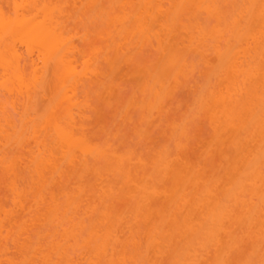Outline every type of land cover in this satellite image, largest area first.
Returning a JSON list of instances; mask_svg holds the SVG:
<instances>
[{
	"label": "rangeland",
	"instance_id": "obj_1",
	"mask_svg": "<svg viewBox=\"0 0 264 264\" xmlns=\"http://www.w3.org/2000/svg\"><path fill=\"white\" fill-rule=\"evenodd\" d=\"M18 1L20 2L21 0ZM36 1H38L37 3L39 5L41 4V6L51 4L55 7L57 5L60 7L62 5V7L60 8H63L65 11L63 10L64 14L61 16L63 17L61 21L62 23L65 22L64 26L66 25V28L64 29L67 31L66 33L70 34V38L72 37L73 41L75 40L74 42L77 46L76 48L77 53L74 58L75 61H77L76 65L79 67L78 69L81 70L80 71L81 73L82 72L85 73L86 71L89 70L90 71L94 70L91 69L92 67L96 68L95 69L96 71L98 69L97 71L99 72L98 75L97 76L95 75V77L93 76V80H91L90 84L88 83V85L86 84L85 86L79 89L78 100L80 102V108L78 109L80 110H78L77 108L75 109V111H77L75 112L76 116L78 117L77 119L82 118V120H84L81 121V123L79 122L78 124L79 126L77 127L76 130H78L79 128L81 130L83 129L82 132H85L89 144L92 141L91 144H93V147L94 144L95 145L97 144L98 147L101 146V148L106 151L115 150L116 152L119 153V155L121 154V156H125L124 158H122V160L125 159L124 160L125 164L129 165V163L132 161L131 164H134L136 169L138 167L139 168L143 167L141 166L142 163L139 162L141 160V162H143V165L144 163L146 164L144 166H146L147 171H150L149 169L152 168V166L150 165H152V163H154L157 160L160 154L161 155L168 154L169 156L167 155V157L170 156L174 157V158L171 157L174 159V160L171 159L172 162L173 161L175 162V163L171 162L172 164L171 167L173 171L177 169L179 170L180 168L182 169L184 167H188V168L192 167L193 169L196 167L195 170L201 173L200 175L202 179L208 180L209 177L212 176L210 180L211 181L215 180V182L216 181L219 182L218 183L219 187L220 186L222 187V185L224 186V184H226L227 179H229L228 178L229 176H227L226 173L229 174V171L234 161L237 159V154H236L237 151L234 150V146L232 145V142L229 141L230 139L227 135H223L224 137H222L221 140H219L220 138L219 135L218 134L216 135L217 130L215 129L216 127L214 128L215 125L212 121V114H211L212 110L209 103L211 102L210 97L212 96V93H216V92L218 93V91L223 88V87L221 88L220 86H223L224 84L222 83H224L225 81L224 79L225 75L224 76L221 75L222 78L219 77L218 75H220L221 72L219 74L218 70L216 69L218 67L217 64H219L218 61L219 59L217 58L216 55L217 51H215L214 49V45H216L217 42L216 41L215 43L213 42L214 38H212L213 37L212 35L214 34L213 28L214 30L215 28H217L216 27L217 26L216 24H218L217 20H215L208 13H205V11L203 12L202 10L200 11L199 9L193 7L194 5L191 0L189 1L188 0H154L155 3L153 4L162 2L160 3V5L162 6L164 5V7L163 8L161 7L163 10L160 13H163L165 16L155 11L157 14L160 15H157L158 21L156 20L155 22H152V24L151 23L148 24V25L150 24L152 25L150 26L151 27L150 31L152 32L153 29V32L152 33L148 32L147 35L146 34L147 30L145 33L141 30L142 27L138 19L139 13L140 12L143 13V10L141 8L142 7L141 4L143 2L142 0H60L58 2L62 3L61 5L57 4L56 2L57 0H36ZM12 2L10 0L8 3L3 2L1 4L3 8L6 10V13H10L11 16H14L15 15L13 11L14 5H12ZM54 3L56 5H54ZM64 4L66 7L63 6ZM157 5L158 4L154 5V7L156 8ZM237 5H238L237 0L236 1L224 0L223 2H220L222 11L223 12L224 10L228 11L226 12V14L227 13L230 14L231 10L233 11L231 13H234V10L237 7ZM175 9H177V11H174L170 14V12ZM164 11H167L166 14L164 13ZM175 12L176 15L174 14ZM173 14L175 16H173ZM166 16H169V18L170 16H172L174 18V20L172 17L171 19L168 18V21L169 20L172 21L170 25L167 24L169 27L168 32L171 31V28H173V31H171V33L167 35H166L167 32L165 33V31L163 30V25L166 24L167 22ZM230 16H232V14H230ZM159 26H161V28ZM158 28H160L163 31L164 34L162 35L167 36V37H163L161 35V37L163 38L162 44L161 41H159L158 38L156 37L157 36L156 32L159 33L160 30V29L158 30ZM203 29H205L204 32L207 31L209 34H203L202 32ZM199 31L202 32V35L199 34ZM145 34L150 37H147ZM226 34L228 35V33ZM193 35L195 36L194 38H198L197 41L196 39L193 38V40L195 41L192 42ZM204 35L205 37L209 35L207 40L202 39ZM164 38L166 39L165 43L163 42L165 41ZM199 38L201 39L199 40ZM159 39L161 40V38ZM222 40L226 41V38ZM223 41L222 43L226 44V42ZM191 42L192 44L193 43L194 44L192 45ZM162 45H164L165 49ZM169 52L172 53L174 52V55L176 56V57L174 56L175 63L173 62L171 63V65L170 64L167 65L166 64L167 61H165L164 59L166 58L167 54H169ZM49 65L48 66L50 68L48 67V70L46 71L47 73L45 72L46 73L45 76L47 77V78L45 77L46 84L43 83L44 88L43 87L40 88L42 86L41 85L36 90L37 94L34 92L36 94V95L34 94L35 95L34 98L36 97L35 98L36 100L34 101L36 102H32L29 104L32 107L26 106L28 105V102L25 99L22 100V102L19 101V103H17V106L15 105L16 110H14V107H12L11 103L9 102L13 101L15 98L12 99V97L9 94H7L4 88H2L0 85V89H1L0 101H2V103L5 102V104L3 105L5 108L3 107V111L0 110L1 111L0 114L4 112L7 115H11L9 116L10 119L9 118L8 119L10 121H13V123L11 124H13V127L14 125L16 127L13 128L11 127L12 125L11 126L9 125L10 123L8 124L7 121H3L4 124L3 123L2 124L5 127H2L1 129L2 131H0L1 137L4 138L6 135L7 138L9 137L8 141L11 140V142H9V144L1 143L0 148L1 147L3 148H1L2 152L1 151L0 152L4 154V152L6 151L5 155L7 156L9 154L7 156L9 160L11 159L12 161H14L13 164L16 165L15 166L16 168L19 167L17 171L18 175L17 173L16 175H14L15 174L14 168H13L14 171L12 173L11 171H7L9 169H6V167L2 163L0 164V208H2L0 210V217L2 219L1 218L0 219L2 221L3 218L8 217L7 218L8 220L5 219V221L3 220L4 223H2L6 226L5 222L7 220L8 227L6 228L4 226L6 228V229L4 228L5 229L4 231L2 227V232L4 236L2 234V236L0 237V249H1L0 252L3 253L2 250L8 252L6 253L7 255L5 254L6 256H4L3 254L4 260L6 259L3 262V264H7V263L9 264V262L11 264L12 259L15 262L14 263L12 261L13 264H23L24 260L30 259V257H32V260L30 259L31 262H29L28 264H35L36 262H39V264H42V262L43 264H48L49 261L48 257L46 262V260H43L44 258L42 257V254L39 252L41 251V249L47 252L48 250L50 251L51 260L64 261L67 257L64 258V256L63 257L59 256V254L57 257V255L54 254L57 251V249L56 250L54 249L56 247V244L57 247L62 246L64 249H66L69 256L70 257L73 256L72 257L73 260L94 259L92 258L93 254L91 253V251L84 247L85 244L80 242L79 240L78 241L75 240L76 238L74 235L76 233L72 235L74 237H72L69 234H67L68 235L67 237L66 234L64 235L65 232H62L63 228L60 227H63V225H65L67 229H72L73 222L66 221V224L65 222L63 223V225L58 224L60 227H58V225L56 224L48 225L47 222H46L47 224H45L44 222L46 221L44 218H46L50 212L48 208H52V205L50 207L45 206L47 204L49 205L50 202L52 203V201H48V202L46 201L48 199L52 200L50 194L54 192L55 193L54 197H57L58 194V198L56 199L54 198V200L58 199L59 205L56 204V202L55 204L58 205V207H60L63 211L64 209L61 206H65L66 203L68 204V202L65 201L68 197V196L66 197V195L69 194L71 197L74 195V193H76L75 195H77L78 185L80 187H84L82 188L84 189L82 191L83 192L86 191L87 193L82 192L83 194L80 197L82 199L81 200L82 202L79 200L80 198L77 200L79 201V204H81L80 205L81 210L79 207L78 212L72 213L71 216H73L74 221L76 220L74 224L77 223L79 217L81 218V221L83 220V218L87 217L88 224L91 222L90 225L93 223L90 220L94 219L93 221H95V218H98L96 220L97 222L96 224H98L99 227L96 229L100 231V234L103 231L107 233L108 231H110L112 226L114 229V230L112 229V231H115L117 233V234L113 233L112 236L114 239V240L112 239L113 241H115V239H118L120 245L117 242V246H121V247H117L119 248V250H116L117 254L119 255L123 254V256L127 260L147 261L146 259H148L147 261L148 264H152V262L154 261L152 259H155L154 262H156L158 259L156 260L157 257H154L153 252L152 254H150L151 252L150 251L147 252L148 250H146L147 249L146 239L147 236L149 235L148 231L150 229V224H151L150 222L156 224L157 221L158 226L160 227L162 226V228L164 229L166 228L169 229L170 227L169 223L171 221L168 222L169 220L167 219L170 218L171 220L172 218L171 215L174 213L176 217L182 218L183 213L186 212L184 210L183 211L178 210L180 212L177 213L178 211H176L177 210L176 208L174 209L172 202L170 203V199L166 198L167 193H168L167 196H169L172 190H174V186H173L174 182L173 183L169 182L170 179L168 181L167 176L165 175L159 176L161 179V180L159 179L161 183H158L159 184L158 185L156 181V186L158 185L159 187H161L159 188L157 186L159 189L161 190L163 189V191L167 190L168 192L165 195L160 194L162 195V196L159 195L160 199L159 196H157L156 199H158V204L156 199L152 200L151 202H147L148 204V205L146 204L147 208L144 202H142L141 198L139 197L136 188L134 189L136 185L135 183H139L142 180L141 178H143L142 177L143 170L140 171L139 169L137 171L138 173L141 174V175L138 174V176L133 174L135 172L134 171L131 174L130 178H128V180L124 177L125 175H115L114 177V174L112 175L110 173L112 171L108 172L107 164L105 162H102L101 159H99V161L98 160L96 161L97 158L94 159V162H97L96 165H94L95 163L92 162L93 167H91V169L89 170L90 172L85 171L83 174H81V176L78 175L80 178L75 176L76 173L79 171L78 169L76 170L70 169V167L69 168L67 167L68 165H66L65 160L64 162L62 161V164L65 166L64 169L68 171L67 173L69 172L70 173L67 174L68 176L65 175L64 177L60 178L61 180L57 179L56 183L51 182V184H53L50 185L51 187L53 186V188L50 187L51 191L50 190H48L47 192L46 190L44 191L43 190L44 187L41 188V186L38 183H37L38 185L35 184L37 181H33V179L35 178L32 177L34 176L33 175L34 167L32 166V170L29 171V167L31 169V166H29L30 162L32 161L31 158L35 157L37 154H41L39 153L41 150L43 151V153L45 152L44 155L46 154L47 156L50 153L52 155L59 154L58 157L62 159L61 156L63 155V154L60 155L61 151H59L58 149L52 148L54 144L52 145L51 143L52 138L50 137L49 134V132L51 131L50 130L51 125L47 127L46 122L44 120L45 118H43L47 116L49 112V109H46L48 108V105L51 104L50 107L51 106L55 107L56 104H58L59 97L61 94L59 90L61 89V86L63 87L64 85L61 82V76L59 75L60 71L58 70L59 71L58 73L57 69H53L54 66L52 63ZM181 65L186 66V69L185 68L183 69ZM26 70H27L26 73H28L29 76L30 74L28 71H31L32 69L30 67H27ZM1 73L2 72L0 71V77H1L0 81L3 80ZM90 75L88 74V77ZM162 84L164 91L163 88L162 90H160L159 88V86ZM151 90L154 92V94L155 92L158 91L160 93V96L163 95L162 99H160L161 100L160 102L157 101V99H159L160 96L156 97L155 95L152 94ZM205 98H207V102L204 101ZM156 102H158V104L159 103L161 104L157 105ZM205 103H208L209 105L208 104L205 105ZM9 106H11L13 109ZM158 107H160V109ZM61 108L60 107L57 108L58 113H60V115H58V117H60L59 119H61V117L63 116L61 114L63 109ZM5 109L6 111H4ZM81 109L86 110V114L80 116L79 112L81 111ZM8 112L11 114H8ZM27 112L30 115H26L28 114ZM24 115L27 117H25ZM41 117L43 119H41ZM24 119L26 121H24ZM43 121L45 124L43 123ZM30 122L32 124L35 122L36 126L34 124L33 126H35L36 128L38 127L37 131H39L40 133L42 132L41 134L39 133L40 135L37 133L36 134L37 137L34 135L35 138L31 134L32 124ZM189 123L194 127L193 135L188 136L186 134V131L184 133L185 135L179 134L180 132L178 131L179 127L183 125L185 128L184 130H186V125H188ZM24 124H26V126ZM39 126H40V130L41 128H43V130L40 131ZM141 126L147 127L150 130L148 139L144 140L143 142L135 139V130L137 127H141ZM8 128L10 129L9 132L7 131ZM14 129L17 130L16 134H15L16 130ZM18 132H20L21 135L22 133H24L23 134L24 140L23 137L19 134L22 137V139L20 137L19 142H16L17 141L16 139L19 136ZM48 134L49 136H47ZM12 137H14L13 140ZM36 138L38 139V141L41 138V140L39 141L41 143H39V145L37 143L38 141L37 140H36L37 142L35 141ZM21 147L22 149H20ZM46 151L49 154H47ZM5 155L3 156L6 159L7 157ZM89 155L90 154H88L87 156ZM92 155H90L91 158L94 157ZM90 156H89V160L93 161V159H91ZM134 165L131 166L133 167ZM197 167L200 171L197 169ZM127 168L128 167H126V169ZM143 168L145 169V167ZM105 170L107 171V175ZM29 173H31V175ZM149 174L151 175L150 172ZM100 175L103 176H101L100 178ZM139 175L141 176V178L139 177ZM213 176L214 178L217 179H214ZM201 180H200L201 183L202 182L206 183V181L204 180L201 181ZM49 181H51V179ZM14 186H17V190L19 187H21L20 189H23L22 190L23 192L20 191L22 192L20 196L15 197V192H13L12 190ZM54 186L55 188L58 186L57 189H54ZM39 187L41 188V190H39ZM221 187L220 188L216 187V188L217 190H220L222 189ZM34 188H36V190ZM48 188L49 187L47 186L46 189ZM105 190L106 191L108 190V193L106 194H109L110 192L108 197L107 195L100 196L104 194V193L102 194L103 191L106 192ZM37 191H41V194L44 193L43 194L44 198L42 197V199H44L43 200L44 202L41 201L42 203H39V207L37 206L38 204H36L37 203L36 200L37 197H39L38 195H40V192ZM63 191L66 192L67 194H65ZM48 192L50 194H48ZM80 195L81 194H79V196ZM13 197L15 198L13 199ZM16 198L18 200L22 199V202L20 200L19 201L23 206H25V209H21V207H18L19 205L13 204L14 203L13 200L19 202L17 201ZM72 198H74L75 200L76 196H73ZM39 199L40 198H38V202L42 200ZM167 202H169V204ZM139 204L143 206L140 207ZM84 208H86L87 211H84L85 210ZM140 208H143L144 210ZM43 209H45V211ZM47 209L49 210V212L47 211ZM82 209L84 212L82 211ZM141 210L142 212L140 213ZM145 210L152 211V212L147 211L148 214L151 213L150 214L151 219L148 223L144 221L140 223L143 220L141 214ZM104 212L105 214L108 213V215L110 216L109 217L107 215L109 218L106 217V219L107 218L111 219L110 221L107 219L111 224L108 223L107 220H105V215H103ZM158 212L160 213L159 215L157 214ZM83 213H85V215H83ZM43 215L45 216L44 218ZM153 216L155 217L153 218ZM117 217H119V220L117 219ZM139 217H141L142 219L141 221ZM160 218L162 219L161 223L162 222L164 223L166 221L164 224L165 226L159 223L160 221H158V219L160 220ZM114 219L115 220L117 219L119 223L117 220L115 221ZM80 225L81 222L77 223L78 228L76 229H79ZM54 226L60 228L58 229L59 233L55 232L57 229H55ZM67 226H69V228ZM92 227L93 226H91L90 228ZM21 228L22 229L24 228L25 230L24 229L22 230ZM53 228L55 231H53ZM238 228L240 229V226ZM260 228H258V226L257 227L254 226V228H250V230L246 228L247 231L246 229L236 230L238 232H236V235L234 233V235L236 237L237 235L239 236L236 239L237 240L236 244L232 247V249L229 250L226 246V244H228V237L225 238V236L227 235L223 233L224 236L222 235L223 238L221 237V241H220L223 244H221L220 246H216V248L214 247L215 249L212 248V246L214 245L211 246L210 250L209 247L208 250L209 252L210 251L211 252L210 253L208 252L207 254L205 253L203 255L205 257L202 258L200 264H216L217 258L218 256H220L221 253L218 252L220 251L218 247L221 248V246L223 248L226 247V249L224 248L225 252L222 251V256L225 257L224 260L229 261L230 264H251V262H254V264H261V261H264V257H263L264 237L263 236L261 237L263 233H262V229ZM165 231L166 230H164V232ZM103 233L101 235H103ZM139 233L141 234L139 235ZM6 235H9V237ZM65 236L67 237V239L65 238ZM5 238L6 239L8 238L7 241L4 240ZM16 238H18V240ZM12 239H14L17 243L20 244L21 242H24L23 246H26L25 247L26 249L21 247V245H17ZM55 239L57 242H54ZM91 240L89 239V243ZM132 240H135L134 242H137L138 245L139 244L141 245L137 247L138 250L137 254H136L137 250H135L136 248L133 249ZM51 241H53L52 244L51 243L49 244V242ZM14 244L17 245L18 247L15 246ZM29 245L30 246L32 245L31 246L32 249H30L31 247H29ZM34 245H37L39 247L43 246V248L35 251V249H37L36 248L37 246L35 247ZM19 246L20 248H23L22 250L25 253L20 250ZM143 247L145 248L144 250ZM27 248L29 250H27ZM175 248L177 247L174 245H171L168 248L166 247L165 250L168 249V252L165 251L164 253L165 255L162 256L163 258L160 255H158L159 256L158 258H160L161 260L159 259V261H157L156 263L153 262V264H157V263L164 264V262H168V264H172V262L176 259ZM76 249H78L79 252L78 250L76 251ZM111 249H109V251ZM27 251H30L31 253L29 254ZM139 251L141 254L139 253ZM21 252L23 254H21ZM111 252L112 251L109 252V255L107 253V256H109L110 258L106 257L105 254H104L105 257L104 255L102 257L100 256L99 257L108 261H113L111 260V258L113 259L115 255L117 256V254L114 253L115 251H113V256H110ZM27 255L30 257H28ZM140 255H144V257L143 256L140 257ZM147 255L149 256V258L147 257ZM121 257L119 256V258ZM7 258L10 259L8 260Z\"/></svg>",
	"mask_w": 264,
	"mask_h": 264
},
{
	"label": "bare ground",
	"instance_id": "obj_2",
	"mask_svg": "<svg viewBox=\"0 0 264 264\" xmlns=\"http://www.w3.org/2000/svg\"><path fill=\"white\" fill-rule=\"evenodd\" d=\"M5 1L6 0H4V1L0 0V71L2 72L1 76L3 78V80L0 81V85L2 88H4L5 92H7V94H9L12 97V99L15 98L13 101H11V102L8 101V102L11 103V106L14 107V110H16L15 107L17 106V103H19V101L22 102V100L26 99L28 102V105H26V106H30L29 105L30 103L36 102V101H34V100H36L35 99L36 97L34 98V96L37 94L36 90L41 85L42 86L40 88H42V87L44 88L43 83L46 82V80H45V77H46L45 75L47 73L46 71L48 70V67L50 66L49 64H51V63L54 66L53 69H57V71L58 70L60 71V73H59V71H58V73L61 76V82L64 84L63 87L61 86V89L59 90V92H61V94L59 97L58 104H56L55 107L54 106L50 107L51 104L48 105V108H46V109H49L47 116H45V117H43L44 115L42 116L43 118H45L44 120L46 122L47 127L51 125V129H50L51 131L49 132V134H50V137L53 139V140L51 139L52 145L54 144L52 148L58 149L59 151H61L60 155L63 154L61 156L62 159L60 157H58L59 154H57V155L53 154L52 155L50 153L51 154L50 155L49 153H47V151H46V153L49 155L48 156L46 154L44 155L45 152L43 153L42 150L39 153H41L43 155L37 154L38 156L36 155L35 157H33L34 160H33V158H31L32 161L29 164V166H31V169L29 167V171L32 170V166H33L34 167L33 168V171H34L33 175L34 176H32V177L33 178L35 177L33 179V181H37L35 184L38 183L41 186V188L44 187L43 190L44 191L46 190V192L48 190L51 191L50 185H53V184H51V182L56 183L57 179L61 180L60 178H62L65 175L70 173V172L67 173L68 171L64 169L65 166L62 164V161L64 162V160H65V163H66V165H68L67 166L68 168L70 167V169H75V170L78 169L79 170L77 172L78 174L75 172L76 173L75 176L79 177L85 171H89L91 169V167H93L92 162H94V159L97 158L96 161L97 160L99 161V159H101L102 162H105L107 164L108 172L112 171L110 173L112 175L114 174V177H115V175H125L124 177L128 180V178H130L131 174L134 171L135 172L133 174L138 176V174H140V173H138L137 171L139 169H140V171L143 170L142 171V177L144 179L141 178V176H140L141 174H140L139 177L143 181L140 179L141 181L140 182L138 181L139 183H135L136 185H135L134 189L136 188V191H137L139 197L141 198L142 202H144V204L146 206L147 202H151L152 200L156 199L157 196H159L160 194L165 195L168 192L167 190L163 191V189L162 190L159 189L161 187L158 186L159 185L158 183H161V181H160L161 179L159 176H161V175L167 176L168 181L170 179L169 182H172V183L174 182L173 183L174 190H172V192L170 193L169 196H167L168 195V193H167L166 198L170 199V203L172 202L174 209L175 208L177 209L176 211H178V210L183 211L184 210L186 212L183 213L182 218L176 217L175 213L172 214L171 217L173 219L172 218H171V220H170V218L167 219V220H169L168 222L171 221L169 223V226H170L169 229L168 228L164 229V228H162V226L161 227L158 226L157 221H156V224L150 222L151 223L150 229L148 231L149 235L147 236V239H146L147 247L146 246L145 247L147 248L146 250H148L147 252H149V251L151 252L150 254H152V252H153L154 257H157L156 260L158 259L157 261H159V259H160V258H158L159 257L158 255H160L162 257L163 255H165L164 254L165 251L168 252V249L165 250L166 247L168 248L169 246L174 245L177 247V248H175V250H176V252H175V258L176 259L175 260L176 261L177 260L182 261V262H184V264H200V262L202 261V258L205 257L203 255L205 253L207 254L209 252L212 245H214V246H212V248H214V247L216 248V246H220L221 244H223L220 241H221L222 235L224 236V234L227 235V236H225V238L228 237V244H226L228 250L232 249V247L236 244L237 237L239 236V235H237V237L235 236L236 232H238L236 230H243V229L245 230L246 228L248 230H250V228H254V226H256V227L258 226V228L261 227L260 229H262L263 235H261V237L262 236L264 237V172H262V168H264V0H237L238 5L235 8V10L233 9L234 13H231L233 11L229 10L230 14H232V16H230L229 13L226 14V12H228V11H226V10H224V12L222 11V8L220 6V2H223L224 0L223 1L222 0H191L193 2V5H194L193 7L199 9L200 11L201 10L203 12L205 11V13H208L215 20H217V23H218V24H216L217 28H215V30L213 28L214 34L213 35L211 34L213 36V37L212 36L211 37L214 38V40H213L214 43H215V41L217 42L216 45H214V44L213 45H214L215 51H217L216 52L217 58L219 59L218 60L219 64H217L218 67L216 66L217 67L216 69L218 70V73L220 74V72H221V74L218 76L221 77V75L222 76L225 75L224 76L225 81L223 80L224 83H222V84H224V85L220 86L221 88L222 87L223 88L221 90H219L218 93L217 92L212 93V96L210 97L211 100L209 99L211 102H209V103H210V107L212 110L211 114H212V121L215 125L214 128L216 127L215 129L217 130L216 135L217 134L219 135V137H220V138L218 137L219 140H221V138L224 137L223 135H227L230 139L229 141H231L232 145L234 146V150L237 151L236 152L237 159L234 161L232 167L230 166L231 169L229 171V174L226 173V175L229 176L228 177L229 179H227V182H226V184H224V186L223 185H222V187L220 186L222 188V189H220L221 191L217 190V188H220L218 186L219 182H217V181L215 182V180L211 181L210 179L212 176L209 177L208 180L202 179V177L200 175L201 173L198 172L197 170H195L196 169L195 166H194L195 167L194 169L192 167H190V168L184 167L182 169L180 168L181 170L180 169L178 170L177 168H175L177 170L173 171V169L171 167V165H172L171 159H173L174 157L173 156L167 157L168 154H163L164 157H163V155L160 154L158 157L159 159L157 158V160L154 163H152V165H150V166H152V168L151 169L148 168L150 171H147L146 166H144L146 164L144 163V165H143V162H141V160L139 162L142 163L141 166L145 167V169L143 167L142 168L138 167L136 169L135 165L131 164L132 159L130 160L131 162L129 163V165L130 164L134 165L133 167L131 165L129 166L128 164H125L124 163L125 159L122 160V158H124L125 156H121V154L119 155V153L116 152L115 150H113L114 152L113 151H106V150L102 149L101 146L98 147L97 144L96 145L94 144V147H93V144H91L92 141L89 144V141H88L87 136L85 135V132H82L83 129L81 130L79 128L80 131H79V129L76 130L77 127L79 126L78 125L79 122L81 123V121H84V120H82L81 117H80L81 119H77L78 117L76 116V113H75L77 111H75V109L80 108V102L78 100L79 89L81 87L85 86L86 84L88 85V83L90 84L91 80H93V76L94 77H95V75L97 76L99 72H97L98 69L96 71L95 70L96 68H94V67L91 68L94 70H91V71L89 70L90 72L86 71L85 73H83V72L81 73L80 72L81 70L78 69L79 67L76 65L77 61H75V58H74L76 53H77V51H76L77 46L74 42L75 40L73 41L72 37L70 38V34L66 33L67 31L64 29V28H66V25L64 26L65 22L62 23V21H61V19L63 18L61 16L64 14L63 13L64 9L60 8V7H62V5H61L62 3H59L58 1H60V0H57L56 1L57 4H60L61 6L59 7L57 5L58 7L57 6L55 7L51 4L41 6V4L39 5L37 3L38 1H36V0H21L20 2L18 0H11V2L14 1V2H12V5H14L13 11L15 14V15L13 14L14 16H11L10 13H6V10L3 8L2 4H1L3 2L8 3L10 0L6 1V2ZM142 1L143 2L141 4V6H142L141 8L143 10V13L142 12H140L141 14L139 13L138 19H139L141 27H142L141 30L144 33L147 30L146 34L148 35V32H150V33L153 32V29H152V32L150 31V29H151L150 26H152L151 25L152 22H155L157 20V15L163 14L160 12H162V10H163L162 8L164 7V5L163 6L160 5V3H162V2L156 3L159 6L157 5V7L155 8L154 5H156V4H153V3H155L154 0L153 1L152 0H142ZM234 1H236V0H234ZM55 3H54V5H56ZM63 3H64V1H63ZM183 4H185V3H183ZM63 6H65V4ZM179 7H180V5H179ZM31 8H33V9H31ZM155 11L160 13V14H157ZM174 11H177V9L171 11L170 14ZM33 12H35V13H33ZM166 12L167 11H164L165 14H166ZM11 13H13V12H11ZM174 14L176 15V12ZM174 14H173V16H175ZM166 17H167L166 20L168 21L169 16H166ZM171 17L172 16H170L169 19H171ZM227 17H229V18H227ZM158 18H159V16H158ZM166 20H165V22H166ZM173 20H174V18H173ZM149 23H151V24L148 25ZM173 25H174V23H173ZM159 27L161 28V26H159ZM172 27H174V26H172ZM160 28H158V30ZM143 29H145V30H143ZM163 30L165 31V33L167 32L166 33V35H167V34H170L171 31H173V28H171V31L168 32L169 27L167 24H164ZM198 30H200V29H198ZM204 30L205 29L202 30L203 34H209L207 31L204 32ZM202 32L199 31V34L202 35ZM159 33L156 32V35H157L156 37L158 38L159 41H161V44H162L163 38L161 37V35L164 33L161 29L159 30ZM226 33H228V35ZM229 34H230V36H229ZM226 35H227V37H226ZM162 36L167 37L164 35H162ZM147 37H150V36H147ZM194 37L195 36L193 35L192 40ZM204 37H205V35L202 37V39L207 40L209 35L206 36L205 38ZM159 38H161V40ZM225 38H226V41L225 40L224 41L226 42V44H223L222 39H225ZM194 39H196V41H197L198 38H194ZM200 39L201 38H199V40ZM164 40L165 41H163V42L165 43L166 39L164 38ZM194 41L195 40H193L192 42H194ZM192 42H191V44H192ZM162 46L164 47V45H162ZM164 49H165V47H164ZM169 54H167L166 58H164L165 61L168 62V63L166 62L167 65L168 64L171 65V63H173L175 60L174 59V56H175L174 52L173 53L169 52ZM175 66H176V64H175ZM27 67H30L32 69L31 71H28L30 74L29 76H28V73H26ZM182 67H183V69L184 68L186 69V66L183 65ZM179 69H180V67H179ZM217 70H215V71H217ZM88 74L89 75L91 74L90 76H92V77H90V76L88 77ZM216 74H217V72H216ZM158 78H159V76H158ZM163 84L159 86L160 90H162ZM0 91H1V89H0ZM163 91H164V88H163ZM152 94L155 95L156 97L160 96V93L158 91L155 92V94L152 91ZM210 94H209V96H210ZM162 96H160L161 98L159 97V99H157L156 97L155 98L157 99L158 102H160L161 101L160 99H162ZM204 101L207 102V98H205ZM204 101H203V103H204ZM158 102H156L157 105H160L161 103L158 104ZM9 103H8V105H9ZM4 104H5V102L2 103V101H0V110L1 111H3V107H4L3 105ZM207 104L208 103H205V105H207ZM11 106H9V107H11ZM30 107H32V106H30ZM58 107H60V108L63 107V108H61V109H63V111L61 113L63 116L61 117V119H59L60 117H58V115H60V113H58V111H57ZM158 108L160 109V107H158ZM27 109H28V107H27ZM82 109L80 112L78 111L80 116L86 114V110H82ZM78 110H80V109H78ZM4 111H6V109ZM4 114L7 115L4 112H2V114H0V117H1L0 118V131H2L1 130L2 127H5L3 125L4 124L3 121H7L8 124L10 123L9 125L10 126L12 125L11 127H13V124H11V123H13V121L9 120L10 119L9 116H11V115L5 116ZM8 114H11V113L8 112ZM26 115H30V114L28 113ZM25 117H27V116H25ZM42 117H41V119H43ZM13 118H14V115H13ZM25 119H24V121H26ZM41 119H40V121H41ZM61 120H64V121H61ZM43 123H44V121H43ZM33 124L35 125V122ZM33 124L31 125L32 126L31 127V131H32L31 134L33 136L34 135L36 136V134L37 133L39 134L40 132L37 131L38 127L36 128L35 127L36 125L33 126ZM24 125L26 126V124H24ZM14 127H15V125H14ZM184 129L185 128L183 125L181 127H179L178 131L181 132V133L179 132V134L183 135L186 131ZM9 130L10 129L8 128L7 131L9 132ZM14 130H16V129H14ZM39 130H40V126H39ZM41 130H43V128H41ZM3 133H4V131H3ZM16 133H17V130H16L15 134ZM19 134H20V132H18V135ZM23 134L24 133H22V135L21 134L20 135L23 137L24 136ZM25 134H26V132H25ZM49 134L47 136H49ZM20 135L17 137L16 142H19L20 137H21ZM26 136H27V134H26ZM35 136H34V138H35ZM3 137H4V134H3ZM22 137H21V139H22ZM6 138H7L6 135L4 138H2L1 132H0V144L1 143L9 144V142H11V140L8 141L9 137L7 139ZM13 138L14 137H12V140H13ZM10 139H11V137H10ZM5 140L8 142H6ZM23 140H24V137H23ZM36 140L38 141L37 138L35 139V141ZM40 140H41V138H40ZM39 141L37 142L38 145H39V143H41ZM44 142H45V140H44ZM227 142H228V140H227ZM223 143H225V142H223ZM7 144H6V146H7ZM27 146H28V144H27ZM55 146H57L58 148ZM22 147L20 149H22ZM1 148H3V147H1ZM1 148H0V151L2 152ZM54 149H52V150H54ZM5 152H4V154L1 153L2 156L6 154ZM1 154H0V164L2 163L6 167V169H9L7 171H11L12 173L15 169L14 175H16V173L18 175L17 171H18L19 167L16 168L15 167L16 165L13 164L14 161H12L11 159L9 160V158L7 157L9 154L7 156L5 155L7 157L6 159H8V160H6L4 158V156L2 157ZM88 154H90V155L93 154L92 156H94L95 158L94 157L91 158V156L89 155L90 158L93 159V161L89 160V156H87ZM55 156H57L60 159H58ZM171 157H173V158H171ZM10 161H12V162H10ZM9 162H10V164H9ZM33 162H34V165H33ZM94 163H95L94 165H96L97 162H94ZM12 165H13V167H12ZM180 165H181V163H180ZM177 166H178V164H177ZM126 167H128V168L126 169ZM197 169H198V167H197ZM227 170H229V169H227ZM93 171H95V170H93ZM113 171H114V173H113ZM144 171H147V172H144ZM149 172L151 173V175L149 174ZM29 174L31 175V173H29ZM100 174H102V173H100ZM144 174H145V176H144ZM106 175H107V171H106ZM101 176H103V175H100V178H101ZM49 178L51 179V181H49L50 180ZM54 178H56V179H54ZM213 178H214V176H213ZM214 179H217V178H214ZM200 180L201 181L204 180V181H206V183L205 182L201 183ZM156 181L158 184L157 186L159 188L156 186ZM208 181H209V183H208ZM15 183H17V182H15ZM47 186L49 187L48 189H46ZM55 186H54V189H57L58 186L56 188H55ZM79 187L80 186L78 185V187H77L78 192L75 191V192H77V195H75L76 193H74V195L72 194L73 196H76L75 200H74V198H72L73 196L71 197L69 194L66 195V197L67 196L68 197L65 201H67L68 204L66 203L65 206H61L64 209L63 211L60 207H58V205H59L58 199L54 200V198L55 199L58 198V194H57V197H54L55 196L54 192H52V194H50L48 192V194L51 195L52 200H49V199L46 200L45 199L47 202L52 201V203L50 202L49 205L47 204L45 206L50 207L52 205V208H53V209L48 208L50 210V212L47 209V211L49 212V215L46 218H44L45 216L43 215V218L46 220V221H44L45 224L48 223V225H50V224H54V225L55 224L56 225L62 224L63 225L64 222L66 224V221L67 222L68 221L73 222L72 229H67L65 225H63V227H60L58 225V227L63 228L62 229L63 231L62 230L61 231L65 232L64 235L66 234L67 237H68L67 234L72 236L76 233V230H77L76 228H78V226H79V225L77 226V223H80L79 220L81 221V218L79 217V220H77V223L74 224V222H76V220L74 221L73 216H71L73 212H78L81 204H79V201H77V200L82 196L83 193L86 192V191L85 192L82 191V190H84V189H82L84 187H80V188ZM20 188L21 187H19L18 190ZM41 188L39 187V190H41ZM51 188H53V186ZM34 189L36 190V188H34ZM12 190H13V192H15V197L20 196L21 193L23 192L22 191L23 189H20L18 192L17 186H14V188ZM37 190H38V188H37ZM20 191H22V192H20ZM53 191H55V190H53ZM37 192H40V195L37 194L39 197L36 196L37 197V200H36L37 203L36 204H38L37 206L39 207V203L44 202L43 201L44 199H42V197L44 198V196H43L44 193L41 194V191H37ZM64 193L67 194L66 192H64ZM78 193L81 195L79 196ZM106 193H108V190L106 192L103 191L102 192L103 195H100V196L107 195V197H108L110 192H109V194H106ZM13 195H14V193H13ZM160 196H162V195H160ZM160 196H159V199H160ZM15 197H13V199ZM38 198H40L42 200L39 199L40 201L38 202ZM254 199H257V200H254ZM19 200L17 199V201H19ZM79 200L81 201L82 199L80 198ZM156 200H157V204H158V199H156ZM20 201L22 202V199ZM20 201L16 202V200L15 201L13 200V202H14L13 204H17V205H19L18 207H21V209H25V206H23ZM145 201H146V203H145ZM225 201H227V203H225ZM55 202L58 205H56ZM167 203L169 204V202H167ZM61 204H62V202H61ZM139 205H140V207L143 206L141 204H139ZM40 206H41V204H40ZM146 208H147V206H146ZM1 209L2 208H0V210ZM84 209H85L84 211H87L86 208H84ZM140 209L144 210L143 208H140ZM225 209H227L228 215L224 218L223 222H220L218 217L220 216L221 212ZM43 210L45 211V209H43ZM80 210H81V207H80ZM142 210L140 211V213L142 212ZM82 211H83V209H82ZM145 211L141 214L142 216L139 214L141 217H143L142 218L143 220L141 219V217H139L140 221L142 220L140 223H142L143 221L148 223L151 219L150 218L151 213H149V214L147 213V211L150 212L151 210H147L146 212ZM180 211H178L177 213H179ZM171 212H172V210H171ZM44 214H45V212H44ZM86 214H87V212H86ZM143 214H144V216H143ZM157 214L159 215L160 213L158 212ZM83 215H85V213H83ZM103 215H105V220H107L110 217L108 215V213L105 214V212ZM5 217H6V215H5ZM97 217H99V216H97ZM106 217H108V218L106 219ZM154 217L155 216H153V218ZM7 218L8 217L3 218V220L5 221V219H7ZM12 218H14V217H12ZM161 218H163V217H161ZM161 218H160V220L158 219V221H160L159 222L160 224L164 225L166 221L164 223L163 222L161 223V221H162ZM1 219H0V224H1V226H0V237L3 234L2 227H3V231L8 227L7 226V220L8 219L5 222L6 226L4 224H2L4 222H3V220L1 221ZM97 219L98 218H95V221H93L94 219L90 220L93 223L95 222L94 224L92 223L90 225L91 222L88 224V228L93 226L91 228V229H93V231H91L89 233V239L91 240V238L92 239L95 238L97 240H101L103 242L101 245V247L103 249V253L106 255V257H109V256H107V253L109 255V252L112 251L111 252L112 255L110 254V256H113V251H115L114 253L117 254L116 250H119V248H117V247H121V246H117L118 239H115V241H113L114 239L112 236H113V233H116V232L112 231L113 226L111 225L112 228L110 227L111 228L110 231H108L107 233L103 231L104 233L102 232L103 235H101L102 233L100 234V231L98 229H96L99 227V225L96 224ZM117 219L119 220V217H117ZM9 220H10V218H9ZM108 220L110 221L111 219H108ZM13 221H15V220H13ZM109 221H108V223H110ZM152 221H153V219H152ZM55 222H57V223H55ZM168 222H167V224H168ZM8 223H10V222H8ZM118 223H119V221H118ZM113 224H115V223H113ZM96 225H98V226H96ZM83 226L85 227V225L81 223L80 228L84 229ZM116 226H118V225H116ZM140 226H141V224H140ZM140 226H139V228H140ZM239 226H240V229L238 228ZM58 227L54 226V228L57 230L55 231L53 228V231L59 233L58 229H60V228H58ZM67 227L69 228V226H67ZM242 227H245V228H242ZM231 228H232V230H231ZM247 229H246V231H247ZM164 230H166V231L164 232ZM209 230H215L216 231L217 236H216L215 240H210V239L206 238V234ZM98 231H99V233H98ZM167 231H168V233H167ZM46 233H45V235H46ZM234 233H235V235H234ZM140 234L141 233H139V235ZM41 235H42V233H41ZM3 236H4V234H3ZM6 236L9 237V235H6ZM66 236H65V238L67 239ZM74 236L76 238V234ZM74 236H72V237H74ZM51 237H53V236H51ZM7 239L5 238L4 240L7 241ZM16 239L18 240V238H16ZM12 240H14V239H12ZM75 240L78 241L77 239H75ZM134 241L135 240H132L133 249L136 248L135 250H137V247H139L141 245L140 244L138 245V243L134 242ZM14 242L17 245H21V247H23V248L26 247V246H23L24 242H21V244L17 243L15 240H14ZM52 242L53 241L49 242V244L50 243L52 244ZM54 242H57L56 239ZM142 242H143V240H142ZM6 244H4V245H6ZM17 245H15V246H17ZM119 245H120V243H119ZM31 246L29 245V247H31ZM34 246L36 247L37 245H34ZM19 248H20V246H19ZM23 248H20V250L22 252H24L22 250ZM36 248L37 249H35V251L43 248V246L42 247L37 246ZM208 248H209V250H208ZM218 248L220 250L218 252L219 253L221 252L220 256L222 258L220 256H218L217 261L224 260L225 257L222 256V251L225 252L224 248L226 249V247L223 248L221 246V248L220 247H218ZM30 249H32V247ZM54 249L55 250L57 249V251L55 253L53 252L54 254L57 255V257L59 254V256H62V257L64 256V258L67 257L65 260H67V259L73 260V258H72L73 256L70 257L69 254L67 253L66 249H64L62 246L57 247V244H56V247ZM109 249H111V250L109 251ZM138 249H140V248H138ZM144 249L145 248L143 247V250ZM27 250H29V249L27 248ZM77 250L78 249H76V251ZM122 250H124V249H122ZM0 251H1V249H0ZM41 251H39V252L42 254V257L44 258L43 260H46V262H47V257H48V259H49L48 264H49V262L53 261L50 258L51 253L49 250L47 252V251H45V250L43 251V249H41ZM69 251H71V250H69ZM2 252L3 253L0 252V264H3V262L6 260V259L4 260L3 257L7 255L6 253H8V252H5L3 250H2ZM22 252H21V254H23ZM27 252L29 254L31 253L30 251H27ZM78 252H79V250H78ZM137 252H138V250L136 251V254H137ZM143 252H146V251H143ZM139 253H140V251H139ZM3 254H4V256H3ZM48 254H49V256H48ZM97 254L98 255H96V257H99L100 256L99 251L97 252ZM24 255H26V254H24ZM105 255H104V257H105ZM119 256L120 257L122 256V257L119 258ZM141 256L144 257V255H140V257ZM28 257H30V256H28ZM96 257L92 256V258H96ZM123 257H124L123 254L122 255L117 254V256L115 255L113 257V259L111 258V260H119V259L124 260V259H126L125 257L124 258ZM147 257L149 258L148 255H147ZM263 257H264V255H263ZM116 258H119V259H116ZM7 259L9 260L10 258H7ZM30 259L32 260V257H30ZM30 259L24 260V263L23 262L22 263L28 264L29 262H31ZM146 260L148 261V259H146ZM152 260L155 261V259H152ZM12 261H13V259H12ZM12 261H11V264H13V262H14V261L13 262ZM57 261H60V260H57ZM153 262H152V264H153ZM156 262H154V263H156ZM9 264H10V262H9ZM42 264H43V262H42Z\"/></svg>",
	"mask_w": 264,
	"mask_h": 264
},
{
	"label": "snow or ice",
	"instance_id": "obj_3",
	"mask_svg": "<svg viewBox=\"0 0 264 264\" xmlns=\"http://www.w3.org/2000/svg\"><path fill=\"white\" fill-rule=\"evenodd\" d=\"M172 21L169 20L166 22V24H171ZM194 133V127L189 123L186 125V134L188 136L193 135ZM150 134V130L147 127L141 126L137 127L135 130V139L143 142L144 140L148 139ZM262 172H264V168H262ZM227 203V201H225ZM228 215L227 209L223 210L218 217L220 222H223L224 218ZM82 224L85 225V229H77L76 230V239L80 242H83L85 244V248L90 250L93 256H96L97 252L99 251V255L103 256V249L101 247L102 241L97 239H92L89 243V233L93 231V229L88 228V218L85 217L82 221H80ZM217 236V233L215 230H209L206 234V238L210 240H215ZM36 264H39V262H36ZM49 264H148L147 261H141V260H113L108 261L103 258H94L91 260H83V259H77V260H66V261H51ZM164 264H168V262H164ZM172 264H184L182 261H173ZM216 264H230L227 260H219L216 262ZM251 264H254V262H251ZM261 264H264V261H261Z\"/></svg>",
	"mask_w": 264,
	"mask_h": 264
}]
</instances>
